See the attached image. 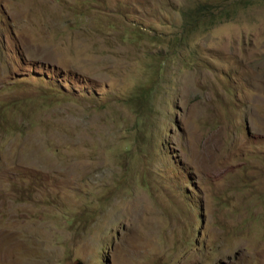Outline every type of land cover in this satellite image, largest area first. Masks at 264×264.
I'll list each match as a JSON object with an SVG mask.
<instances>
[{
  "label": "rangeland",
  "instance_id": "rangeland-1",
  "mask_svg": "<svg viewBox=\"0 0 264 264\" xmlns=\"http://www.w3.org/2000/svg\"><path fill=\"white\" fill-rule=\"evenodd\" d=\"M79 263L264 264V0H0V264Z\"/></svg>",
  "mask_w": 264,
  "mask_h": 264
},
{
  "label": "trees",
  "instance_id": "trees-1",
  "mask_svg": "<svg viewBox=\"0 0 264 264\" xmlns=\"http://www.w3.org/2000/svg\"><path fill=\"white\" fill-rule=\"evenodd\" d=\"M247 1H258V0H247ZM214 14L213 10L208 7V6H199L194 13H189L186 15V17H188L187 22H185V27H190L191 24V20H193V25H195V23L197 22H201L203 21L204 18L209 17L210 15Z\"/></svg>",
  "mask_w": 264,
  "mask_h": 264
},
{
  "label": "water",
  "instance_id": "water-1",
  "mask_svg": "<svg viewBox=\"0 0 264 264\" xmlns=\"http://www.w3.org/2000/svg\"><path fill=\"white\" fill-rule=\"evenodd\" d=\"M79 264H81V263H79Z\"/></svg>",
  "mask_w": 264,
  "mask_h": 264
}]
</instances>
